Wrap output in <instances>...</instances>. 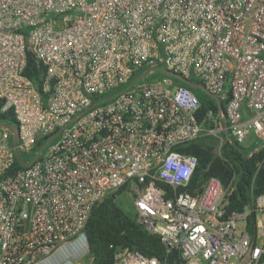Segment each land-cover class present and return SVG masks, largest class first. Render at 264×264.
<instances>
[{"label": "built area", "instance_id": "1", "mask_svg": "<svg viewBox=\"0 0 264 264\" xmlns=\"http://www.w3.org/2000/svg\"><path fill=\"white\" fill-rule=\"evenodd\" d=\"M0 97L18 127L14 144L0 124V264H93L88 220L121 189L165 253L119 247L113 264H264V194L228 212L234 181L192 192L199 160L179 150L263 145L264 0H0ZM17 149L39 157L13 170Z\"/></svg>", "mask_w": 264, "mask_h": 264}, {"label": "trees", "instance_id": "2", "mask_svg": "<svg viewBox=\"0 0 264 264\" xmlns=\"http://www.w3.org/2000/svg\"><path fill=\"white\" fill-rule=\"evenodd\" d=\"M45 70L33 56H29L25 74L37 86L44 77ZM180 84L191 88L199 97L202 107L207 108L217 105L210 94L200 88H193L187 82L177 79ZM194 82H199L195 77ZM5 100L0 97V122H16L12 109L1 111ZM225 105V104H224ZM40 143L38 145L41 146ZM217 141L213 137H200L187 142L179 150L194 154L198 157V165L191 180L190 190L195 192L198 183L205 181L210 176L219 177L223 182L233 180L235 189L226 206L228 212L242 210L247 205L255 203L257 198L264 194V170L260 166L264 158V143L258 146L253 142L246 146L238 141L227 142L223 153L216 150ZM25 167L18 160L13 165V170ZM123 189L109 195L100 204L95 206L86 226L89 239L91 262L93 264H113L115 250L119 247L129 246L146 256L162 257L165 245L160 237L151 233L138 219L130 216L116 201ZM255 212L248 217V229L255 230ZM174 256L170 257L173 262Z\"/></svg>", "mask_w": 264, "mask_h": 264}, {"label": "rangeland", "instance_id": "3", "mask_svg": "<svg viewBox=\"0 0 264 264\" xmlns=\"http://www.w3.org/2000/svg\"><path fill=\"white\" fill-rule=\"evenodd\" d=\"M165 74L164 70L158 68L155 69L154 72L147 74L146 78L157 80L165 77ZM21 155L24 158L32 157L31 154L27 152H23ZM116 201L130 216H136V207L130 190L123 189V192L116 196Z\"/></svg>", "mask_w": 264, "mask_h": 264}, {"label": "water", "instance_id": "4", "mask_svg": "<svg viewBox=\"0 0 264 264\" xmlns=\"http://www.w3.org/2000/svg\"><path fill=\"white\" fill-rule=\"evenodd\" d=\"M171 74H174V75H177L180 79H182L183 81L187 82L191 87L193 88H200V89H203L205 92H207L208 94L212 95L206 88L205 86L200 83V82H194L192 81L191 79H188V78H184L182 77L181 75L177 74V73H174L172 71H169ZM1 125H4V126H7L9 127L13 132H14V144L17 143V140H18V127H17V123L16 122H0ZM47 145L44 144L41 149H43L45 146ZM16 155H17V158L18 160L25 166H29L31 165L32 163L35 162V160L39 157V154L36 155V157L31 161V162H26L23 160L21 154H20V151L19 149L16 150ZM115 198H116V195H115Z\"/></svg>", "mask_w": 264, "mask_h": 264}]
</instances>
